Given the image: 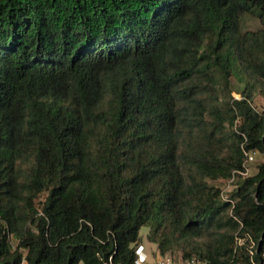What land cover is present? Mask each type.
I'll return each instance as SVG.
<instances>
[{"label": "trees", "instance_id": "trees-1", "mask_svg": "<svg viewBox=\"0 0 264 264\" xmlns=\"http://www.w3.org/2000/svg\"><path fill=\"white\" fill-rule=\"evenodd\" d=\"M257 96L264 0H0V264H263Z\"/></svg>", "mask_w": 264, "mask_h": 264}, {"label": "built area", "instance_id": "built-area-1", "mask_svg": "<svg viewBox=\"0 0 264 264\" xmlns=\"http://www.w3.org/2000/svg\"><path fill=\"white\" fill-rule=\"evenodd\" d=\"M240 98V97H237ZM255 152H249L247 153V161L245 164V169L240 171L239 173L242 174L243 176H249L251 174L250 170V163L255 160ZM234 177L228 181L229 186L228 188H222V199L223 200H228V193L231 192L234 188L235 185L233 184L234 182ZM255 246V243L252 244V248ZM254 251L251 250V254L254 255ZM136 254H137V259H136V264H203L200 260L197 258H192V259H184L182 255H172V254H166L164 256H161L158 254L156 257V261L154 263L149 261V254L145 251V246L143 244H140L137 249H136ZM263 264H264V252L262 253V258H261ZM254 264H256L254 262Z\"/></svg>", "mask_w": 264, "mask_h": 264}, {"label": "rangeland", "instance_id": "rangeland-1", "mask_svg": "<svg viewBox=\"0 0 264 264\" xmlns=\"http://www.w3.org/2000/svg\"><path fill=\"white\" fill-rule=\"evenodd\" d=\"M259 22L257 20H252L249 19L247 21V28H252L255 29L259 26ZM234 80V84L235 86L238 87V83L235 79ZM236 97H240V95L238 93H234ZM254 104L255 106L259 109V110H264V98L261 96H257L254 100ZM264 162V154L261 153H256L255 154V160L253 162L250 163V170H251V174L253 175L256 173L257 169H258V164ZM212 184L219 186L221 188H228L229 186V182L224 181V180H217L215 182H212ZM46 192L43 194L42 198H44L46 196ZM151 230L150 226H143L141 228L140 231V236L142 239V243L145 246V251L149 254V261L154 263L156 261V257H157V252H158V246L156 243L150 242L148 241V234ZM15 241V245H16V240ZM181 253H179L180 255ZM80 264H84V263H80Z\"/></svg>", "mask_w": 264, "mask_h": 264}, {"label": "crops", "instance_id": "crops-1", "mask_svg": "<svg viewBox=\"0 0 264 264\" xmlns=\"http://www.w3.org/2000/svg\"><path fill=\"white\" fill-rule=\"evenodd\" d=\"M157 256H158V252H157Z\"/></svg>", "mask_w": 264, "mask_h": 264}]
</instances>
